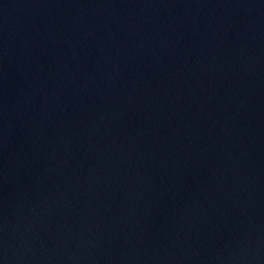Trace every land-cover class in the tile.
<instances>
[{
    "label": "water",
    "instance_id": "1",
    "mask_svg": "<svg viewBox=\"0 0 264 264\" xmlns=\"http://www.w3.org/2000/svg\"><path fill=\"white\" fill-rule=\"evenodd\" d=\"M0 264H264V0H0Z\"/></svg>",
    "mask_w": 264,
    "mask_h": 264
}]
</instances>
